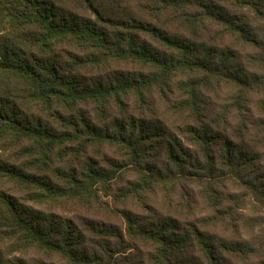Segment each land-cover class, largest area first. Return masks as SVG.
Returning <instances> with one entry per match:
<instances>
[{"label":"trees","instance_id":"16d2710c","mask_svg":"<svg viewBox=\"0 0 264 264\" xmlns=\"http://www.w3.org/2000/svg\"><path fill=\"white\" fill-rule=\"evenodd\" d=\"M66 44L85 57L65 63ZM109 62L149 71L113 72L88 84L75 74ZM174 79L180 97L171 109L183 122L177 131L140 117L110 119V106L122 114L131 96L142 108L152 89L164 92ZM81 105H92L108 125L93 124ZM6 146L28 161H0V182L23 189L37 206L108 197L112 184L133 172L137 180L125 195L198 197L211 210L201 222L227 220L232 232L246 202V227L260 234L256 241L213 238L172 216L120 211L125 234L91 225L98 243L86 247L87 236L69 220L0 188V264H51L27 259L30 251L66 264H264V0H0V148ZM90 146L122 149L128 162L103 169L86 157L80 171L50 166ZM129 242L148 248L143 262Z\"/></svg>","mask_w":264,"mask_h":264},{"label":"rangeland","instance_id":"374dc122","mask_svg":"<svg viewBox=\"0 0 264 264\" xmlns=\"http://www.w3.org/2000/svg\"><path fill=\"white\" fill-rule=\"evenodd\" d=\"M145 39L148 41L147 38ZM150 43L151 45H154L152 42ZM60 51L62 52L63 61L67 64L71 63L72 57L74 56L85 57L84 51H80L67 44L61 45ZM148 71V68L133 63L109 62L101 69L93 67L78 68L75 74L80 77L83 83L88 84L94 81H103L107 78H111L113 72H122L135 76L138 74H146ZM175 82L176 79L172 80L167 88L168 90L166 89L164 92H160L158 89H152L148 93V104L142 108L135 103L131 96L126 98L122 114H119L116 107L110 106V119L114 117H119L120 119H126L131 116L140 117L149 124L161 125L167 127V130L177 131V127L183 122L179 117L173 115L171 109L172 104L180 97V93L175 87ZM79 109L85 112L93 124L99 127L108 125L109 120L106 122L99 121L92 105H81L79 106ZM54 127L58 128L56 125ZM28 145V143L24 142L22 147H27ZM86 157L93 158L98 166L103 169L109 168L110 161L122 164L128 162V156L122 149L111 146H90L77 158L67 156L62 161L54 160L50 166L54 169L60 168L64 170H67L69 167H75L80 171ZM0 161L8 163L9 165L25 166L28 160L20 157L17 154L16 149L6 146L0 148ZM148 161L154 163L158 168L160 167L159 159L148 158ZM25 168L30 174L35 171L31 168ZM46 175L51 180L57 182L53 177L52 171H48ZM136 180V175L133 172H128L112 184L108 192V197H105L101 193L97 200H93L89 203L64 201L42 206H37L27 201L26 192L13 183L3 180L0 182V188L10 196L26 203L27 205L33 206L44 213H53L61 219L69 220L79 231L87 236L86 247L92 246L96 248L98 243V240L90 234L91 231L89 230V227L91 225L96 227L111 226L116 228L117 231L122 234H125L124 223L119 215L120 211H129L132 214L145 217L148 220L158 219L159 217L167 215L172 216L178 219L181 223H193L198 225L203 233H206L213 238L238 237L239 234L240 239L247 240L249 238L250 241L258 240L260 231L254 230V232H250L246 227V219L251 216L250 207L246 202L240 204V220L237 221L236 232H232L233 229L229 224L230 222L228 223L227 220H223L220 223L212 222L209 225L208 223H210V220L201 222V218L208 216L211 210H209V207L198 197H192L189 200L184 201L179 200L177 196H167L166 194H162L158 190H154L152 193H145L142 195L141 199L125 195V189L130 187ZM142 201H144L145 206L141 203ZM261 217L264 219V215H261ZM90 239L92 240L89 241ZM129 243V246L127 247L131 249L132 256L137 258L139 262H143L148 248L135 242ZM128 253L129 252H125V254H122V257L128 256ZM26 257L31 260L39 259L45 263L66 264L57 257H48L46 255L35 253L34 251H30ZM253 262L257 264L258 260H254Z\"/></svg>","mask_w":264,"mask_h":264}]
</instances>
